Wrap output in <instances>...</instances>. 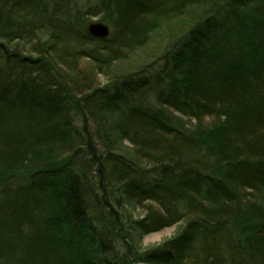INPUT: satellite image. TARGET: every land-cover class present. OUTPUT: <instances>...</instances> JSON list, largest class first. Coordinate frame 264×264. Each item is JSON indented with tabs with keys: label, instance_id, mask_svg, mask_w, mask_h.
Masks as SVG:
<instances>
[{
	"label": "trees",
	"instance_id": "1",
	"mask_svg": "<svg viewBox=\"0 0 264 264\" xmlns=\"http://www.w3.org/2000/svg\"><path fill=\"white\" fill-rule=\"evenodd\" d=\"M0 264H264V0H0Z\"/></svg>",
	"mask_w": 264,
	"mask_h": 264
},
{
	"label": "rangeland",
	"instance_id": "2",
	"mask_svg": "<svg viewBox=\"0 0 264 264\" xmlns=\"http://www.w3.org/2000/svg\"><path fill=\"white\" fill-rule=\"evenodd\" d=\"M100 17L91 18L90 22H99ZM135 217H140L142 214L141 212L134 213ZM185 221H182L180 223H177L176 225L165 228L161 230L160 232L150 234L146 236L142 240V248H151V247H157L160 246L162 243L166 242L167 240H170L171 238L175 237L182 227L184 226Z\"/></svg>",
	"mask_w": 264,
	"mask_h": 264
},
{
	"label": "water",
	"instance_id": "3",
	"mask_svg": "<svg viewBox=\"0 0 264 264\" xmlns=\"http://www.w3.org/2000/svg\"><path fill=\"white\" fill-rule=\"evenodd\" d=\"M86 32L92 38L105 39L109 36L110 30L102 22H90L86 25Z\"/></svg>",
	"mask_w": 264,
	"mask_h": 264
}]
</instances>
